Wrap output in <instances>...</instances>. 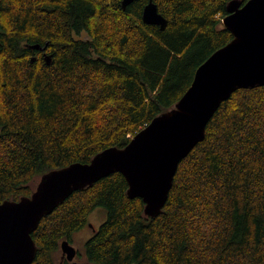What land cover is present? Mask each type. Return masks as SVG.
I'll use <instances>...</instances> for the list:
<instances>
[{
    "label": "trees",
    "instance_id": "obj_1",
    "mask_svg": "<svg viewBox=\"0 0 264 264\" xmlns=\"http://www.w3.org/2000/svg\"><path fill=\"white\" fill-rule=\"evenodd\" d=\"M147 1L0 0V202L125 146L232 39L230 0H154L164 29L143 22ZM127 187L115 171L72 192L31 233L32 264H56L97 207L105 219L77 254L92 264H264V85L221 102L158 215Z\"/></svg>",
    "mask_w": 264,
    "mask_h": 264
},
{
    "label": "water",
    "instance_id": "obj_2",
    "mask_svg": "<svg viewBox=\"0 0 264 264\" xmlns=\"http://www.w3.org/2000/svg\"><path fill=\"white\" fill-rule=\"evenodd\" d=\"M133 1L121 0L122 8ZM226 9L222 23L232 39L196 68L172 108L155 116L125 146L107 147L88 163L52 169L41 175L29 196L0 202V264H32L37 247L31 233L42 217L72 192L115 171L126 179L128 197L142 199L146 215L161 212L178 163L204 139L206 125L221 102L238 88L264 85V0H230ZM141 16L144 23L166 26L154 0L147 1ZM61 248L68 260L74 257L67 240Z\"/></svg>",
    "mask_w": 264,
    "mask_h": 264
},
{
    "label": "rangeland",
    "instance_id": "obj_3",
    "mask_svg": "<svg viewBox=\"0 0 264 264\" xmlns=\"http://www.w3.org/2000/svg\"><path fill=\"white\" fill-rule=\"evenodd\" d=\"M82 38H87V34L86 33H82L80 35ZM106 216L105 213V209L103 207H97L95 208L89 215H88V227H84L82 229H80L79 231L75 232L73 234L72 237V245L76 247V249H78L79 251L84 252V246H85V242L86 240L89 238L91 232L93 231V226H95L94 228L97 229L100 224L104 221ZM92 224V225H90ZM64 241V240H63ZM62 241V242H63ZM77 250V251H78ZM85 253V252H84ZM74 260H78V262L80 264H92L91 262L87 261L86 257L83 256L82 257H75ZM61 250L59 251V253L56 256V264H60L61 262Z\"/></svg>",
    "mask_w": 264,
    "mask_h": 264
},
{
    "label": "flooded vegetation",
    "instance_id": "obj_4",
    "mask_svg": "<svg viewBox=\"0 0 264 264\" xmlns=\"http://www.w3.org/2000/svg\"><path fill=\"white\" fill-rule=\"evenodd\" d=\"M86 226L88 227V222H87V224L85 225V227H86ZM92 227H93V225H92ZM93 229H95V228L93 227ZM61 243H62V242H61ZM61 243H60V250H61V261H60L61 263H60V264H64L65 260L68 261V262H69V261H73L74 258L77 256L79 250L76 249V247L73 246L72 243H70V244L74 247V249H75V255H74V257H73L71 260H68V259L66 258V254H64L63 251H62ZM77 250H78V251H77Z\"/></svg>",
    "mask_w": 264,
    "mask_h": 264
},
{
    "label": "bare ground",
    "instance_id": "obj_5",
    "mask_svg": "<svg viewBox=\"0 0 264 264\" xmlns=\"http://www.w3.org/2000/svg\"><path fill=\"white\" fill-rule=\"evenodd\" d=\"M39 46V45H38ZM45 46V45H44ZM40 47V46H39ZM43 47V46H42ZM42 47H40V48H42Z\"/></svg>",
    "mask_w": 264,
    "mask_h": 264
}]
</instances>
